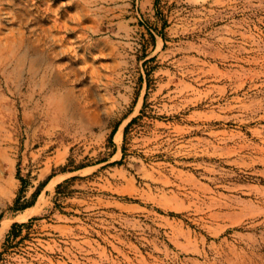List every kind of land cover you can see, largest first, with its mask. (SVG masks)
<instances>
[{
  "label": "rangeland",
  "instance_id": "rangeland-1",
  "mask_svg": "<svg viewBox=\"0 0 264 264\" xmlns=\"http://www.w3.org/2000/svg\"><path fill=\"white\" fill-rule=\"evenodd\" d=\"M33 216L7 264H264V0H0V246Z\"/></svg>",
  "mask_w": 264,
  "mask_h": 264
},
{
  "label": "trees",
  "instance_id": "trees-1",
  "mask_svg": "<svg viewBox=\"0 0 264 264\" xmlns=\"http://www.w3.org/2000/svg\"><path fill=\"white\" fill-rule=\"evenodd\" d=\"M135 119H136L135 117L131 119V121L124 128V134H123L124 137H123V145H122L123 154H124V142H125L126 132L128 130L129 125L133 123ZM76 177L77 176H72L68 179L63 180L62 182L56 185V188H55L56 198L55 199L58 198L57 196H65L69 194L67 191V188L71 184V182L75 180ZM18 178L21 181V183L25 182L24 179L19 176V173H18ZM18 202H19V197L14 199L13 208L20 209L24 206V205H18ZM40 218L41 217L33 216V217L28 218V220L25 222H14L11 224L0 246V264H7L9 262L8 257L16 252L15 248L23 239V237L21 236L23 229H26L28 231L32 223L36 220H39Z\"/></svg>",
  "mask_w": 264,
  "mask_h": 264
},
{
  "label": "bare ground",
  "instance_id": "bare-ground-1",
  "mask_svg": "<svg viewBox=\"0 0 264 264\" xmlns=\"http://www.w3.org/2000/svg\"><path fill=\"white\" fill-rule=\"evenodd\" d=\"M6 226H7V220H3L0 224V232H2Z\"/></svg>",
  "mask_w": 264,
  "mask_h": 264
}]
</instances>
